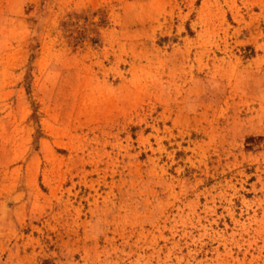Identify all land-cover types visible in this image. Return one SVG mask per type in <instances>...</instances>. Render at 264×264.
<instances>
[{"label": "rangeland", "instance_id": "374dc122", "mask_svg": "<svg viewBox=\"0 0 264 264\" xmlns=\"http://www.w3.org/2000/svg\"><path fill=\"white\" fill-rule=\"evenodd\" d=\"M0 264H264V0H0Z\"/></svg>", "mask_w": 264, "mask_h": 264}]
</instances>
